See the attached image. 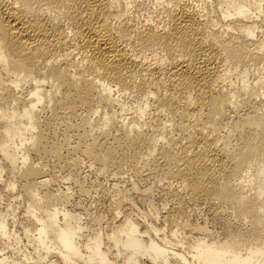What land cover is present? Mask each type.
<instances>
[{
    "label": "bare ground",
    "instance_id": "6f19581e",
    "mask_svg": "<svg viewBox=\"0 0 264 264\" xmlns=\"http://www.w3.org/2000/svg\"><path fill=\"white\" fill-rule=\"evenodd\" d=\"M109 176L164 227L117 220ZM73 191L109 230L83 234ZM186 200L222 235L177 226ZM1 201L0 264H264V0H0Z\"/></svg>",
    "mask_w": 264,
    "mask_h": 264
},
{
    "label": "rangeland",
    "instance_id": "374dc122",
    "mask_svg": "<svg viewBox=\"0 0 264 264\" xmlns=\"http://www.w3.org/2000/svg\"><path fill=\"white\" fill-rule=\"evenodd\" d=\"M250 76H252V75L251 74L249 75V78L251 79ZM127 99H130V98H127ZM127 99H125V102L128 104L131 99L129 101ZM88 177L89 178H88L87 181L91 180L92 175L89 174ZM122 178H124V179H122ZM122 178H120L118 180V178H114L113 176L112 177L109 176L108 180L106 181V187L109 190H116L117 187L118 188H121V189H125V190L127 189V192L130 195V199H131L130 202L131 203L130 202L123 203V205L121 206V212L122 213L119 215V217L117 218V220H119L121 218V216L124 215V214H128V215L130 214L131 217L133 216L135 218L134 220H137V221L140 222V224H139L140 229L141 230H144L143 223L141 222L142 221L141 220L142 218H141V215H140L141 212H145L147 214H150L151 211H152L151 208H156V209H158V212H160V213L158 214V216L156 218H153L152 222L154 224H156V225L159 224V226L161 225V227H164L165 224L162 221L163 219L161 217H163V215L165 214L166 210H168L167 209L168 207H166V209L164 210V207L161 204L162 201L160 199V196H158L159 195L158 192L155 190L151 194V197L152 198L151 199H148L150 202L144 203L146 201L140 199L141 197L139 198V196H138L137 193L139 191H142L143 189H145L146 188V184L143 183V182L142 183L139 182L138 184L136 183L137 184L136 185L137 188L136 187L135 188L137 189V191L138 190L139 191L138 192L137 191L135 192V190L132 191V189H131L132 188V185H131L132 181H129L128 179H126L125 176H123ZM115 179L118 180V181H116ZM123 180H124V182H123ZM115 182H117L119 185L117 183H115ZM113 183L114 184H117L116 189L113 187V185H112ZM57 185L58 186H56V185L53 186L54 190H55V188L56 189H63L65 187L63 183H59ZM72 194L73 195L71 196L70 201L68 203L69 206H67V207L69 209H73L75 211H81V212H83L82 215H81V222L82 223L85 222L86 226L88 227L87 229H84V231H83V234L84 235H86L88 233L89 234L90 233H93L94 230H96L97 228H99V224H100V227L104 229V231L109 230L108 229V226H106V225L110 224V222H111L110 219L111 218L109 217V214L106 213V212H102L101 213V212L96 211L97 210L96 208H98V207L96 205V202L93 201V200H95L94 199L95 198V195L94 194L88 195V197L87 196H84V197L81 196L77 191H73ZM137 198H139V199H137ZM140 200H142V201H140ZM3 202L4 201H1L0 209L2 208L1 209L2 212L5 213L7 211V208L5 207L6 202H4V203ZM78 204H79V206H78ZM14 205L17 206V207L15 206V208H14V218L16 219L17 217L21 216V213L23 212L22 210L25 207V205L24 204H22L23 206L22 205H18L17 203L14 204ZM18 206L22 207V209L20 207H18ZM71 206H72V208H71ZM80 206H82V207H80ZM162 207H163V209H162ZM214 210H216L215 207H213L212 205L207 204V203H205V202H203L201 200L200 201L199 200H195V201H191L190 200V202L188 200H186L182 204L181 209L177 211V214H176V211L174 212V215L177 216V217L175 216L176 217L175 218L176 223L177 222L180 223V221H181V223L182 222L184 223L185 221L188 220L187 223L189 224L190 228H191V226L194 227L195 225L196 226L198 225V226H201V227L203 226V227L206 228V231L207 232H211L212 234L222 235V233L224 232L225 227L227 226V225H225V227H224V224H227L229 218H227V216H224L225 214H220V213L217 214L218 211L217 210L214 211ZM95 213L96 214H100L101 213L100 215L102 216V218L104 217L103 219H101L102 221L100 220L101 223H99V224H95L96 222L93 221V222H95V223H93L92 220H91L92 217L96 215ZM179 213H180V215H179ZM103 214H104V216H103ZM8 218H11V216H9ZM226 219H227V222H226ZM179 223H177V226H179L181 224V223L180 224ZM174 225H175V223H173V225H172L173 228L175 227ZM168 226H170V225L168 224V225L165 226V228H166L165 230H168V228H167ZM183 232L185 234L184 237H186L187 234H188V237L196 236L195 235L196 234L195 231H190V230L187 229V230H185ZM190 232H193L194 234L192 235V233H190ZM21 240H22V241H20L21 244L19 243L18 245H14V243H12L13 247H10V248L6 249L3 253L12 255L13 258H15V257L16 258L21 257V255H20L21 253H19V252L20 251H26V242H25L24 239H21ZM24 245H25V248H24ZM12 248H16L17 250L12 251L11 250ZM29 251L30 250L27 249V252H29ZM18 255H20V256L18 257ZM21 259H23V258L21 257ZM28 262H30V264L32 263V261H28ZM27 264H29V263H27Z\"/></svg>",
    "mask_w": 264,
    "mask_h": 264
}]
</instances>
